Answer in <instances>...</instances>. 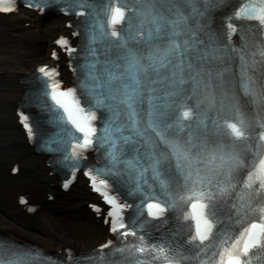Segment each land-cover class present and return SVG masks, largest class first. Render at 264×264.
Instances as JSON below:
<instances>
[{
	"label": "snow or ice",
	"instance_id": "snow-or-ice-1",
	"mask_svg": "<svg viewBox=\"0 0 264 264\" xmlns=\"http://www.w3.org/2000/svg\"><path fill=\"white\" fill-rule=\"evenodd\" d=\"M47 2L29 6L43 11ZM224 2L202 0L203 11L193 12L203 17ZM171 3L63 0L65 13L88 10L87 43L74 46L64 35L55 40L78 72L72 86L58 64L35 70L42 85L37 95L56 129L41 138L42 146L54 143L62 153L71 173L63 187L82 168L103 201V208L91 207L103 211L115 242L98 244L95 264H264V83L249 71L257 54L264 64V0H240L217 31L205 33L206 41L195 29H186L191 35L182 41L176 38L180 21L187 20L179 10L178 20L168 21V39L162 38L161 6ZM14 9V0H0V11ZM238 23L241 43L235 47ZM57 47L53 60L59 59ZM232 55L239 56L238 87L247 99L224 78L228 68L206 66ZM77 56L82 59L73 67ZM17 116L29 139L34 130L39 134L26 112L17 109ZM90 149H96L98 164L86 159ZM0 264L42 261L39 250L11 243L0 246Z\"/></svg>",
	"mask_w": 264,
	"mask_h": 264
},
{
	"label": "bare ground",
	"instance_id": "bare-ground-1",
	"mask_svg": "<svg viewBox=\"0 0 264 264\" xmlns=\"http://www.w3.org/2000/svg\"><path fill=\"white\" fill-rule=\"evenodd\" d=\"M64 20L26 10L0 14V229L47 248L68 244L84 248L106 235L101 219L85 204L90 194L79 182L65 193L59 191L56 177L47 172L44 159L32 151L14 122L17 78L48 57L53 38L64 30ZM13 161L20 168L10 175L7 168ZM20 192L36 205L34 211L28 213L16 203Z\"/></svg>",
	"mask_w": 264,
	"mask_h": 264
}]
</instances>
